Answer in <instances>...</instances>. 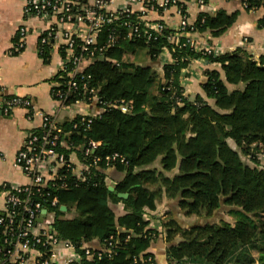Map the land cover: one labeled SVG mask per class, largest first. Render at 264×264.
Masks as SVG:
<instances>
[{
    "label": "trees",
    "instance_id": "trees-1",
    "mask_svg": "<svg viewBox=\"0 0 264 264\" xmlns=\"http://www.w3.org/2000/svg\"><path fill=\"white\" fill-rule=\"evenodd\" d=\"M242 3L247 12L264 8V0ZM239 14L238 9L224 8L199 12L184 31L163 19H158L161 31L141 24L140 35L128 36V28L118 21L107 22L99 31L97 45L105 49L95 53L85 73L105 103L104 111L88 127L74 128L78 118L59 122L64 145L57 150L66 156L73 151L89 164L93 157L100 160L81 180L71 169H62V180H51L37 193L54 214L55 235L81 253L80 264H148L150 255L155 264H162L149 251L159 237L165 239L169 264H254L255 250L264 264V168L247 163L230 144L232 140L245 155L264 147V53L255 57L245 47H236L205 54L190 44L195 33L220 37ZM258 26L264 27V15ZM112 30L114 41L107 46ZM48 46L43 45L45 57ZM165 51L171 60L162 62ZM197 58L220 67L205 70L203 94L191 99L181 78ZM77 97L73 93L66 103ZM92 140L100 144L86 155ZM114 153L124 160H108ZM157 159L162 170L152 166ZM175 168L178 172L172 176L163 172ZM111 173L120 176L114 185L118 192H128L127 198L109 189ZM163 196L171 201L160 231L150 226L146 214L156 210ZM221 209L235 214V222L184 226L177 218L179 213L212 216ZM95 238L100 248L112 241V251L88 258L81 246Z\"/></svg>",
    "mask_w": 264,
    "mask_h": 264
},
{
    "label": "built area",
    "instance_id": "built-area-1",
    "mask_svg": "<svg viewBox=\"0 0 264 264\" xmlns=\"http://www.w3.org/2000/svg\"><path fill=\"white\" fill-rule=\"evenodd\" d=\"M203 4V0H197ZM182 3V4H181ZM182 0H25L24 11L28 16L43 17L51 20L48 28L40 34V49L43 45H57L61 53L58 79L53 85L52 94L59 102L61 112H76L72 118H78L73 125L88 127L93 118L104 111V102L98 96L95 88L89 86L90 75L85 68L93 59L96 52H103L104 46H98V34L108 22L118 21L129 30L128 36L140 35L139 26L145 24L149 29L161 31L163 25L153 15L158 16L161 9L174 7L180 17L177 29L184 31L189 25L188 14L183 13ZM137 15L133 20L132 15ZM49 20V21H50ZM29 29L21 27L19 37L13 48L14 52L21 51L26 43ZM181 33L175 34V38ZM113 30L110 40L114 41ZM247 41V38H244ZM190 44L205 54L213 53L211 46H203L192 39ZM78 96L72 103L66 100L73 94ZM15 106L32 108L29 99L20 95L6 96L0 99L2 111L8 114ZM95 107L90 111L89 107ZM88 108V110L83 109ZM127 110L126 106H122ZM42 123L39 128L31 130L26 136L23 146L15 155L14 162L28 177L24 185L4 184L5 205L0 212V264H59L62 249L69 250L65 264H80L82 255L72 242L59 239L53 230V212L48 211L41 221L38 217L45 208L37 198V193L51 180H62L60 172L64 168L71 169L79 180L84 179L85 173H91V167L100 160L93 157L92 162L80 160L73 151L69 156L57 148L64 143L60 141L62 128L58 125L57 117L50 113H40ZM99 141L88 142L84 153L94 152ZM70 149V146L67 145ZM124 157L118 153L107 156L108 160ZM64 182V181H62ZM64 184V183H63ZM53 204L57 199H53ZM109 247L92 248L81 246L88 258H102L104 253H110L114 244ZM148 264H155L152 256L146 259ZM169 264V263H168Z\"/></svg>",
    "mask_w": 264,
    "mask_h": 264
},
{
    "label": "crops",
    "instance_id": "crops-1",
    "mask_svg": "<svg viewBox=\"0 0 264 264\" xmlns=\"http://www.w3.org/2000/svg\"><path fill=\"white\" fill-rule=\"evenodd\" d=\"M25 0H0V99L6 96L20 95L32 103V108L15 106L6 114L0 107V212L5 205L4 184L17 186L28 183L29 179L15 162V155L22 148L28 133L39 128L42 123L40 113L54 114L57 121L72 118L76 112H61L59 102L52 94L53 85L59 78V64L61 53L57 45H49V53L45 57L40 49V34L51 23L47 18L28 16L24 11ZM219 8L228 12L240 10L236 23L220 37H213L209 33H195L193 38L203 46H211L217 53L233 50L236 47H245L255 57L264 53V27L258 26V20L264 15V8L258 11H245L242 0H209L206 4H199L197 0L187 2V14L189 22H194L199 12L215 13ZM163 19L165 23L177 29L180 17L174 7L162 11L153 19ZM21 27L29 29L24 48L14 52L13 48L18 40ZM247 38V41H244ZM162 62L170 61L168 52L162 54ZM162 64V63H161ZM161 68V66H158ZM218 62H210L204 58L194 59L182 78V85L186 95L193 99L196 94H203L201 83L205 79V70L219 68ZM88 110V108H83ZM90 111L95 107H89ZM152 166L162 170L160 159ZM172 176L178 172V168L172 171H163ZM120 177L110 174L109 184L114 185ZM115 186V185H114ZM170 199L163 196L157 204L156 210H147L146 217L150 226L162 230L167 210L170 209ZM166 204V207H164ZM120 214L122 205L117 206ZM163 215V216H162ZM164 235V234H163ZM85 246L92 248L102 247L99 239H90L84 242ZM165 239L157 238L149 251L153 252L159 262L168 264L165 254ZM69 250L62 249L59 264H65Z\"/></svg>",
    "mask_w": 264,
    "mask_h": 264
},
{
    "label": "rangeland",
    "instance_id": "rangeland-1",
    "mask_svg": "<svg viewBox=\"0 0 264 264\" xmlns=\"http://www.w3.org/2000/svg\"><path fill=\"white\" fill-rule=\"evenodd\" d=\"M230 144L235 149L241 151L242 158L247 163H249L252 166H259L261 168L262 167L264 168V147L263 146H260L258 149L256 148L255 150H251V151H249L250 154L245 155V153L240 148H238L232 140H230ZM253 147H254V145H252L251 148H253ZM155 162L157 163L158 159ZM164 207H166V204ZM165 213H167V212H165ZM261 217L264 218V215ZM163 218L167 219L168 215H165V217H163ZM177 218H178L179 222H181L184 226H190L193 224L203 223L206 221L219 222L222 219L229 221L231 223H234L236 220L235 214L229 213L225 209L217 210L212 216H207L205 214H202V215L193 214L191 216H186L183 213H179V215H177ZM253 255L256 257V261L254 262V264H263L259 258V255H261V253H259L257 250H255V251H253Z\"/></svg>",
    "mask_w": 264,
    "mask_h": 264
},
{
    "label": "water",
    "instance_id": "water-1",
    "mask_svg": "<svg viewBox=\"0 0 264 264\" xmlns=\"http://www.w3.org/2000/svg\"><path fill=\"white\" fill-rule=\"evenodd\" d=\"M109 189H110L111 191H114L119 197H123V198H127V197H128V192H125V193L118 192V191L116 190V187H115L114 185H110V186H109ZM63 208L65 209V206H63ZM46 213H47V209L44 208V209L42 210L41 215L38 217V221H41L42 218L46 215Z\"/></svg>",
    "mask_w": 264,
    "mask_h": 264
}]
</instances>
